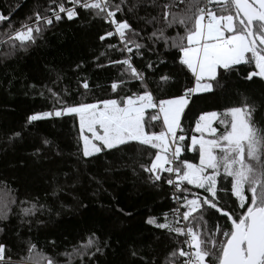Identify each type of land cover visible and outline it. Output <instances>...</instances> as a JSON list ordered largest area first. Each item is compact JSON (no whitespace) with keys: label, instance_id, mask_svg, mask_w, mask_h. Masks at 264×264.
Wrapping results in <instances>:
<instances>
[{"label":"snow or ice","instance_id":"6c2138e0","mask_svg":"<svg viewBox=\"0 0 264 264\" xmlns=\"http://www.w3.org/2000/svg\"><path fill=\"white\" fill-rule=\"evenodd\" d=\"M67 3L72 6L66 7L64 0H52L43 13L35 10L28 23H21L19 28L13 27L11 13L0 12V25L7 24L3 33L7 41L3 43L8 50L3 55L26 51L54 22L65 17L69 21L77 18L79 7L112 26L113 30L99 39L118 37V45L107 47L123 58L109 63L120 66V75L125 78L110 85L116 98L94 103L70 105L48 88L52 110L30 114L26 126L51 117L78 118V144L82 143L85 159L133 143L147 146L150 164L140 165L141 169L149 174L150 183L170 185L174 189L171 199L177 205L163 214V222L154 216L145 220L146 224L165 230L175 245L162 264H264V124L256 118L261 106L251 96L239 93L235 106L222 112H201L195 119L190 143L182 121L193 94L213 93L222 88L221 80L237 71L238 66L253 68L245 80H264V0H67ZM140 11L145 15L140 16ZM118 14L124 18H118ZM170 31L175 34L170 35ZM160 47L176 50L178 64L195 77V86L186 88L182 95L167 99L154 95L150 85L167 84L172 77L165 74L153 80L147 72L165 61L149 60L143 69L135 66V57L142 59L145 53L159 55ZM60 78L57 75V80ZM132 82L138 83L137 90L129 88L130 94L120 96L119 90ZM81 86L89 90L86 78ZM158 125L160 130L154 131ZM20 136V132H14L8 141ZM42 143L47 146L51 142L44 139ZM186 152L198 153V162L185 158L182 154ZM40 154V149L34 153ZM14 203L15 199L0 197V220L8 218ZM20 203H30V207L21 208L23 215H34L44 208L35 201ZM212 210L225 222L224 226L219 222L208 226L205 217ZM117 211L131 215L123 209ZM108 246L107 240L101 241L92 232L84 242L60 255L66 258L65 264H73L77 257L85 255L92 261ZM35 249V244H29L27 262L21 257L18 264H39L32 255ZM130 252L141 264H155V258L150 262L139 256V248H130ZM7 253V245L0 243V264H13ZM40 260L57 264L52 257L41 256Z\"/></svg>","mask_w":264,"mask_h":264},{"label":"trees","instance_id":"16d2710c","mask_svg":"<svg viewBox=\"0 0 264 264\" xmlns=\"http://www.w3.org/2000/svg\"><path fill=\"white\" fill-rule=\"evenodd\" d=\"M64 2L66 7L72 6L67 0ZM51 4L52 0H0V12L11 13L13 27L19 28L21 23H28L35 10L43 13ZM77 12V18L69 21L65 17L46 28L26 51L9 56L3 55L8 50L3 43L7 41L3 34L7 24L0 25V182H3L0 197L15 199L8 218L0 220V243L7 245V255L13 264H18L21 257L27 262L29 244L36 245L32 255L39 264H46V260H40L41 256L65 264L66 258L60 254L71 251L73 245L84 242L95 232L109 246L102 255L97 253L94 260L85 255L77 257L73 264H81V259L83 264H141L138 257H132L130 248H139V256L150 262L155 258V264H162L175 245L165 230L156 229L145 220L154 216L163 222V214L170 213L176 202L171 199L174 189L170 185L150 183L149 174L141 169L140 165L150 164L147 146L133 143L85 159L82 143L78 144V118L51 117L26 126L30 114L52 110L53 99L48 88L70 105L94 103L116 98L110 85L125 78L120 75V66L109 63L123 58L118 51L107 47L118 45V38L99 39L113 30L112 26L94 17L90 10L78 7ZM139 15L144 16V11ZM118 18L124 17L118 14ZM157 51L159 55L145 53L142 59L134 58L135 66L140 69L149 60L165 61L147 72L153 80L165 74L172 77L167 84H151L154 95L167 99L192 88L193 75L178 64V52L162 47ZM252 70L248 65L238 66L237 71L221 80L222 88H216L213 93L193 94L182 116L188 139L201 112H222L235 106L239 93L251 96L261 106L256 118L264 124V80L244 79ZM57 75L61 77L59 80ZM83 78L87 79L89 90L81 86ZM137 87V82L129 83L119 90V95L130 94L127 89L136 91ZM153 130L159 131L160 126ZM14 132H20L21 136L9 142L8 137ZM44 139L51 143L45 146ZM37 149L40 155H34ZM182 155L197 162L194 152ZM20 201H35L44 208L34 215H23L21 208L30 207V203ZM117 208L131 215L126 216ZM205 219L210 228L217 222L225 225L214 210Z\"/></svg>","mask_w":264,"mask_h":264},{"label":"rangeland","instance_id":"374dc122","mask_svg":"<svg viewBox=\"0 0 264 264\" xmlns=\"http://www.w3.org/2000/svg\"><path fill=\"white\" fill-rule=\"evenodd\" d=\"M193 78H194V84H193V87L195 86V77L193 76ZM79 122V121H78ZM192 135V134H191ZM191 135L189 136V143H190V137H191ZM198 135V134H197ZM197 154V162H198V153H196Z\"/></svg>","mask_w":264,"mask_h":264},{"label":"built area","instance_id":"2783aa9c","mask_svg":"<svg viewBox=\"0 0 264 264\" xmlns=\"http://www.w3.org/2000/svg\"><path fill=\"white\" fill-rule=\"evenodd\" d=\"M66 6V5H65ZM63 15V14H62ZM112 31V30H111ZM118 38V37H117ZM177 205H175V207H176Z\"/></svg>","mask_w":264,"mask_h":264}]
</instances>
